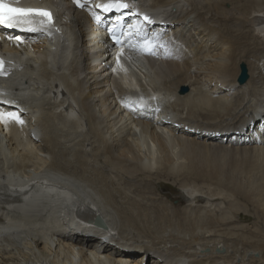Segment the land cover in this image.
I'll return each mask as SVG.
<instances>
[{
    "label": "bare ground",
    "instance_id": "bare-ground-1",
    "mask_svg": "<svg viewBox=\"0 0 264 264\" xmlns=\"http://www.w3.org/2000/svg\"><path fill=\"white\" fill-rule=\"evenodd\" d=\"M25 1L57 19L29 47L0 30V102L21 118L0 120V264H264L237 200L264 218V0H119L134 76L111 72L121 13L98 5L118 0ZM136 80L157 93L145 117L124 107Z\"/></svg>",
    "mask_w": 264,
    "mask_h": 264
},
{
    "label": "snow or ice",
    "instance_id": "snow-or-ice-1",
    "mask_svg": "<svg viewBox=\"0 0 264 264\" xmlns=\"http://www.w3.org/2000/svg\"><path fill=\"white\" fill-rule=\"evenodd\" d=\"M76 3L80 7H85L84 4L80 3V0H76ZM102 7L105 12L111 11L113 8L119 9H127L129 5L127 3L118 2L117 3H109L104 5H98ZM99 20V16L96 17ZM148 17L145 16V20ZM54 23L53 15L50 11L44 8H35V7H15L8 0H0V24H5L8 27H20L21 30H26L30 32L42 31L46 27L51 26ZM22 25H26L27 27H21ZM115 35V34H114ZM16 39H20L16 37ZM117 43H120L119 39H117ZM4 62L0 60V73H3ZM5 119H16L19 118L14 113H3L0 112V120ZM23 122V121H19Z\"/></svg>",
    "mask_w": 264,
    "mask_h": 264
},
{
    "label": "rangeland",
    "instance_id": "rangeland-1",
    "mask_svg": "<svg viewBox=\"0 0 264 264\" xmlns=\"http://www.w3.org/2000/svg\"><path fill=\"white\" fill-rule=\"evenodd\" d=\"M228 8L230 9V6H228ZM259 120L262 121V120H264V118L259 119ZM166 186L165 185L157 186L158 190L161 192V200L169 209H173L174 211H178L179 209H181L182 207L185 206V202H187V201H185V199L183 198L180 187H178L177 184H174V185L168 184ZM237 200H238V208L240 210L243 211L244 210L243 207L246 204L248 206V211L241 213L242 214V220H240L241 223L249 224V223L255 222L259 227H263V229H264V218H261V216L257 215V213L254 210V208L252 207V205L249 202H247L246 200H244L243 198L242 199L237 198ZM237 200H236V202H237ZM240 201H242L243 203ZM242 204H245V205H242ZM252 210L255 213L254 212L252 213ZM247 213L252 214V217L247 215Z\"/></svg>",
    "mask_w": 264,
    "mask_h": 264
},
{
    "label": "water",
    "instance_id": "water-1",
    "mask_svg": "<svg viewBox=\"0 0 264 264\" xmlns=\"http://www.w3.org/2000/svg\"><path fill=\"white\" fill-rule=\"evenodd\" d=\"M246 77H247V70L246 68H243L241 74L239 75L240 82H244ZM99 224L100 226L105 227V224L103 223L102 219L99 220Z\"/></svg>",
    "mask_w": 264,
    "mask_h": 264
}]
</instances>
